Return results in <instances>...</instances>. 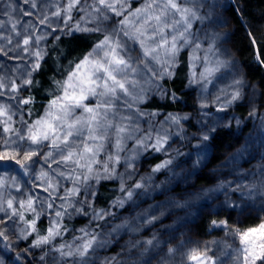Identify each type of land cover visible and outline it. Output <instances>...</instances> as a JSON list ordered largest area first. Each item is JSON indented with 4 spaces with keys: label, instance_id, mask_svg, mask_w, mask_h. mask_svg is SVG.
I'll list each match as a JSON object with an SVG mask.
<instances>
[{
    "label": "rangeland",
    "instance_id": "374dc122",
    "mask_svg": "<svg viewBox=\"0 0 264 264\" xmlns=\"http://www.w3.org/2000/svg\"><path fill=\"white\" fill-rule=\"evenodd\" d=\"M127 1L108 0L115 5L110 13L98 0H79L71 10L73 0H0V264H185L197 214L217 218L216 228L222 229L207 243H193L204 264H248L245 248L261 252L264 94L247 79L237 84L240 73L230 67L235 61L221 11L234 1L177 0L194 12L184 20L164 7L166 0H146L136 8ZM68 25L90 28L102 36L97 45L106 37L109 45H96L91 62L76 67L74 87L68 86L71 74L62 102L44 106L28 121L30 77L47 41ZM174 37L178 51L172 56ZM113 50L128 65L116 74L127 82V92L94 95L89 88L101 93L97 85L111 83L94 64L112 67L106 62ZM182 52L190 105L163 85ZM82 88L85 98L77 107L71 97L79 99ZM165 99L180 102L181 110L168 114L143 107ZM249 102L243 114L236 112V105ZM106 127L110 135L102 133ZM219 129L227 130L231 141L211 163L210 138ZM157 140L163 141L159 150ZM27 153L33 155L24 162ZM201 174L205 183L198 182ZM101 182L115 185L112 203L103 210L92 198ZM247 218L253 222L244 228ZM42 220L45 234L36 227ZM250 229L257 232L242 241ZM43 237H49L47 243L37 245ZM260 260L264 264V257L255 264Z\"/></svg>",
    "mask_w": 264,
    "mask_h": 264
},
{
    "label": "trees",
    "instance_id": "16d2710c",
    "mask_svg": "<svg viewBox=\"0 0 264 264\" xmlns=\"http://www.w3.org/2000/svg\"><path fill=\"white\" fill-rule=\"evenodd\" d=\"M151 1V0H150ZM226 11H221L223 16L222 28H226L224 35L228 37L232 58L235 63L230 65L241 81L247 79L260 92L264 94V0H233ZM155 2V1H154ZM153 2V3H154ZM126 6L136 8L139 4H146V0H128ZM110 9V13H114ZM231 29H227V26ZM102 36L90 28L74 29L69 25L66 31L57 37L47 41L44 47V54L36 66V70L28 82L29 92L26 94L28 103L25 105L26 118L32 121L42 111L43 107L49 104H56L63 101L66 95L68 77L76 70L77 65L94 52V48ZM237 64L238 67H235ZM238 70V71H237ZM172 77L163 82L168 93L176 95L181 101L190 102L184 90L187 74V54L182 52L178 63L175 64ZM249 103L236 105V112L243 114ZM193 106V105H191ZM143 107L154 109L161 113H172L181 110L180 102H172L165 99L162 102H147ZM230 134L225 129L217 130L210 138L212 156L211 163L219 160L226 143H230ZM158 158H154L156 161ZM207 176L201 174L198 182L205 183ZM115 185L110 182L99 183L93 191L92 198L100 210L107 209L115 195ZM217 219V218H216ZM215 217L207 214L196 216V225L193 231L194 242L207 243V238L212 234L220 233L222 229L216 228ZM227 220V218H225ZM253 220L247 218L244 228ZM46 221H41L36 227L38 232L45 234ZM224 224V222H222ZM205 239V240H204ZM190 243L184 248L185 264H195L190 259V254L197 249ZM262 259V258H261ZM262 264V260L256 262Z\"/></svg>",
    "mask_w": 264,
    "mask_h": 264
},
{
    "label": "snow or ice",
    "instance_id": "6c2138e0",
    "mask_svg": "<svg viewBox=\"0 0 264 264\" xmlns=\"http://www.w3.org/2000/svg\"><path fill=\"white\" fill-rule=\"evenodd\" d=\"M98 2H99V5H100L101 8H109V9H113V10L115 8V5L113 3L108 2V0H98ZM78 3H79V0H73V2L70 3L69 6H68V10H71V8L76 7V4H78ZM33 7H35V4H33ZM149 7H151V5H149ZM164 7L166 9H171V10H173L175 12L181 13V19L182 20L187 19L188 17L194 15V12L191 9H189L187 7L181 8L180 4L177 3V0H166V3L164 4ZM96 10L99 11V8L96 9ZM26 14H27V11H26ZM117 14H119V13H117ZM57 15H59V13H57ZM156 19L159 20L160 17H156ZM43 22L44 21L41 20V23H43ZM77 27H79V26H77ZM180 35H181V38H183V33H181ZM175 39L176 38L174 37L173 38V42H172L171 46L168 49V54L172 55V56H175V53L178 51L177 45L175 43ZM167 43L168 42L165 41V44H167ZM24 44L25 45L29 44V39H25L24 40ZM106 45H109V40H108L107 37L104 39V41L101 44L97 45V48H103ZM151 51H155V49H153ZM149 54H150L149 51H145V53H144L145 56H148ZM107 55H108V53H106V56ZM90 56H91V54H89V57H85L84 58V61L82 62V64L77 65V69L78 70L83 68L84 65H87V64H89L91 62L90 61ZM106 63L111 64L112 67H105L104 65H101L99 63H95L94 67H95L96 71L104 72L106 74L107 81H110L111 83H104L102 85L98 84L97 87H101L104 90L101 93H97L95 88H89L88 91L93 93L94 95L98 94V95H104V96H115L117 89L125 91V93H126L127 92V90H126V83L127 82H121V80L117 78L116 74L121 72V71H123L124 69H126L128 67L127 63L125 62V60L119 58V56L115 54V50H113V55L111 57V60L107 61ZM37 67H39V66L37 65ZM208 71L211 72V69H209ZM76 75H77V73H73L72 77L69 78V84H68L69 87H74L70 83V81L73 78H75ZM99 79H104V77H99ZM83 82L84 81L82 79L81 80V84H83ZM236 83L240 84V83H242V81L241 80H237ZM13 90H15V89H13ZM237 95H238V93H237ZM71 98L76 101L75 106H77V107L82 106L80 101L85 98L84 97L83 88L81 89V95H80L79 99H76L75 97H71ZM235 98H236V96H233V99H235ZM25 103H28V101L26 100ZM101 103L102 104L106 103V104H108L110 106L111 101H102ZM55 104H56V101H53V105H55ZM85 111L91 113V112H93V109L85 108ZM93 119H95V116L93 117ZM8 130L9 129H7V128L5 129V131H8ZM120 131L122 132V131H124V129L121 128ZM70 134L71 133H69V135ZM37 138H38V134H33L31 136V139H32V141L34 143L37 141ZM45 138H47V137L45 136ZM205 139H207V137H205ZM162 145H163V141L162 140H157L156 145H154V146L157 148V150H159V148L162 147ZM85 151H89V149H85ZM5 155H7V153ZM32 155H33V153L25 154L24 157H23V161L24 162L29 161L31 159ZM72 155H73L72 153H69V155L65 159L66 160L71 159ZM0 158H2V157H0ZM16 162L18 164H21V166H24V164L22 163L21 160H17ZM163 166L164 165H160L159 167H163ZM49 187H51V185H49ZM136 187L139 188V187H141V185L137 184ZM131 195H132V193L129 192V196H131ZM8 206L9 207L12 206L11 201L8 202ZM27 206L29 208H31L32 207V202L28 201ZM59 215H60V213L57 212V216H59ZM30 227H33V228L35 227V221L32 222ZM260 229L264 230V224L260 225ZM255 232H257V229H250L248 232L242 233L241 234V240L242 241H246L247 238L250 235H252L253 233H255ZM53 234H54V228L49 230V236H51ZM262 236H264V231H262ZM48 238L49 237H43L41 240H37V242H36L37 245H39L41 243H47ZM89 246H90V243L88 245L84 246V250L80 253L81 256L85 255V253L87 252V249H88ZM259 247L261 249V252L258 255L254 254L252 252H249V249L245 248V252L248 253V255H252L253 256V259L251 261H248V255L245 256V260L248 262V264H255V260L256 259H260V258L264 257V243H261L259 245ZM190 259L192 261H196L197 264H204V259L205 258H202L201 254L198 253V252H192L190 254Z\"/></svg>",
    "mask_w": 264,
    "mask_h": 264
},
{
    "label": "bare ground",
    "instance_id": "6f19581e",
    "mask_svg": "<svg viewBox=\"0 0 264 264\" xmlns=\"http://www.w3.org/2000/svg\"><path fill=\"white\" fill-rule=\"evenodd\" d=\"M230 47V46H229ZM34 70H36V68L34 69ZM35 72V71H34ZM33 75V74H32ZM31 75V76H32ZM28 92H29V89H28V86H27V88H26V93L25 94H28ZM110 128V127H109ZM109 130H108V127H106V128H103V131H102V133L104 134V135H110V133L108 132ZM108 132V133H107ZM185 175V174H184ZM197 216H199V214H197ZM195 219H196V216H195ZM195 228V227H194ZM195 231H193V233H194Z\"/></svg>",
    "mask_w": 264,
    "mask_h": 264
}]
</instances>
